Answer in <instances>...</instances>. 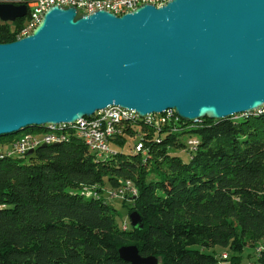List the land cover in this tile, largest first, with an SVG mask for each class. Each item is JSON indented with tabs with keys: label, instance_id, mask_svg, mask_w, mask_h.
<instances>
[{
	"label": "trees",
	"instance_id": "obj_1",
	"mask_svg": "<svg viewBox=\"0 0 264 264\" xmlns=\"http://www.w3.org/2000/svg\"><path fill=\"white\" fill-rule=\"evenodd\" d=\"M25 21H0V44L17 41ZM236 116L187 121L175 113L161 131L126 125L112 143L117 155L104 160L76 137L39 147L28 162L0 158V264H129L119 255L127 246L158 264H240L249 247L264 264V112ZM185 133L199 142L194 152L179 141ZM138 136L145 154L128 148ZM126 181L138 194L123 207L143 229H124L105 199L106 186ZM86 186L104 194L90 197ZM217 247L220 256L209 252Z\"/></svg>",
	"mask_w": 264,
	"mask_h": 264
},
{
	"label": "water",
	"instance_id": "obj_2",
	"mask_svg": "<svg viewBox=\"0 0 264 264\" xmlns=\"http://www.w3.org/2000/svg\"><path fill=\"white\" fill-rule=\"evenodd\" d=\"M26 15V5L0 2L3 23ZM109 106L187 121L264 107V0H170L120 17L55 6L32 33L0 44V137ZM129 220L144 228L137 212ZM119 255L158 264L136 246Z\"/></svg>",
	"mask_w": 264,
	"mask_h": 264
},
{
	"label": "built area",
	"instance_id": "obj_3",
	"mask_svg": "<svg viewBox=\"0 0 264 264\" xmlns=\"http://www.w3.org/2000/svg\"><path fill=\"white\" fill-rule=\"evenodd\" d=\"M170 0H17L4 1L1 3L26 5L27 15L22 29L20 30L19 39L26 37L40 24L44 14L52 7H60L64 9L75 8L78 16L88 15L97 11H106L118 17L136 10L137 8L150 5L154 7H162ZM107 110V109H104ZM104 110L95 113V121L91 123H82L77 126V131H71L67 135H59L57 137H48L45 134H37L22 137L18 142H12L9 145L0 146V158H5L8 155H26L29 151L34 152L39 148L41 143L58 142L60 136H71L80 138H88L91 142V151L96 156H107V150L113 149L112 143L118 137L125 135L124 128L126 125H112V118L119 116H133L138 117V113L134 110L125 109L116 106L115 111H111V118H104ZM174 111H165L163 113L149 114V119L156 122V130L161 131L162 127L174 119ZM133 127H136L135 124ZM140 140V139H139ZM137 142L134 150L135 153L145 154L144 144L142 141ZM195 140H189L187 143L190 152H194ZM85 191L90 192L91 195L96 194V186L83 187ZM109 201H130L129 197L137 196V189L131 181L121 182L120 186L116 188H109ZM99 197H101L99 195ZM224 259L227 254H223ZM221 264V263H220Z\"/></svg>",
	"mask_w": 264,
	"mask_h": 264
},
{
	"label": "bare ground",
	"instance_id": "obj_4",
	"mask_svg": "<svg viewBox=\"0 0 264 264\" xmlns=\"http://www.w3.org/2000/svg\"><path fill=\"white\" fill-rule=\"evenodd\" d=\"M106 109L107 110H104V118H111V111H115L116 106H109ZM167 111H173V110H167ZM263 112H264V107H261L258 110H254L250 113L237 114L240 116H236L235 119H239L242 117H248L250 115H256V114L263 113ZM91 121H95V114L92 117L82 118V123H91ZM141 122L144 123L145 126H151V127H154L156 129V122L153 121V119H149V114L146 116H140L138 114V117L119 116L116 118H112V125H134V124L138 125ZM79 125H80V119L74 123L47 124V125H44L43 127H41L37 132L28 133L23 137L31 136V135H37V134H45V135H48V137H57L59 135H67V133H70L71 131H77V126H79ZM70 138H72V137L71 136H60L58 138V142L41 143V144H39V147H41L44 144L45 145H51V144H58V143H62V142L65 143V142H68ZM73 138H75V137H73ZM20 140H21V138L16 140L15 142H18ZM80 140H82L83 143H85L89 147L88 149H91V142L89 141L88 138H80ZM198 145H199L198 140H195V149ZM117 153H118L117 149L113 148V149L107 150V156H98V157L107 158L109 156H115V155H117ZM16 156H25V155H8L7 157H16ZM86 192H87V195L90 196V192H88V191H86ZM96 194H99L100 196H102L104 193L101 194V193L96 191ZM99 195H91V196L95 197L96 199H100L101 197H99ZM106 198H109V190L106 193ZM107 201H109V200L107 199ZM1 209H2V206H0V210ZM126 228H127V226L124 227V229H126Z\"/></svg>",
	"mask_w": 264,
	"mask_h": 264
},
{
	"label": "rangeland",
	"instance_id": "obj_5",
	"mask_svg": "<svg viewBox=\"0 0 264 264\" xmlns=\"http://www.w3.org/2000/svg\"><path fill=\"white\" fill-rule=\"evenodd\" d=\"M149 127H151V126H149ZM28 133H33V129L28 128L26 130L19 132L18 134H15L12 140L16 141ZM139 138H140L139 136L133 137L132 139H129V141H128V148H131L132 153H134V147H135V144H137ZM193 139H196V136L191 134V133H185V134H182L179 136V141L181 143H184V144H187L189 140H193ZM15 141H13V142H15ZM0 146H3V145H1V143H0ZM128 148H127V150H130ZM177 155L179 157H181L184 162H188L190 160V154L187 153L185 149L179 150ZM16 157H21V159H23L25 162H28V160H29V156L28 157L16 156ZM100 160H104V159L102 158ZM109 188L110 187L106 186L107 190H105L106 191L105 195H106ZM109 203L114 209H116L118 211V213L120 215L121 219L119 220V225L124 226V227L127 226V228H130L131 225H130V220H129V216H128V209L123 207V201L116 200V201H111ZM209 252L216 255V256H220L222 250L217 247L214 250H210ZM221 264H223V262H221ZM240 264H258L256 261L255 250L253 248L248 247L243 251V253L241 255Z\"/></svg>",
	"mask_w": 264,
	"mask_h": 264
},
{
	"label": "crops",
	"instance_id": "obj_6",
	"mask_svg": "<svg viewBox=\"0 0 264 264\" xmlns=\"http://www.w3.org/2000/svg\"><path fill=\"white\" fill-rule=\"evenodd\" d=\"M224 264V263H223Z\"/></svg>",
	"mask_w": 264,
	"mask_h": 264
}]
</instances>
